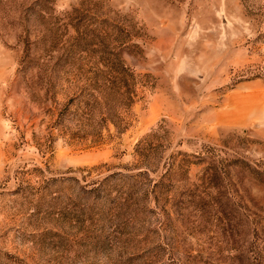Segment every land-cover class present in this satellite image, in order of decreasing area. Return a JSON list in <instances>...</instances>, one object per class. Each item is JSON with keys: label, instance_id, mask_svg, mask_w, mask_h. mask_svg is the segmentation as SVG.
Segmentation results:
<instances>
[{"label": "rangeland", "instance_id": "rangeland-1", "mask_svg": "<svg viewBox=\"0 0 264 264\" xmlns=\"http://www.w3.org/2000/svg\"><path fill=\"white\" fill-rule=\"evenodd\" d=\"M0 264H264V0H0Z\"/></svg>", "mask_w": 264, "mask_h": 264}]
</instances>
